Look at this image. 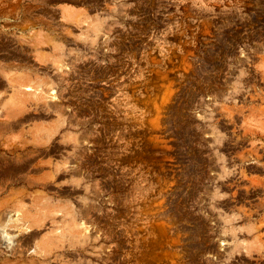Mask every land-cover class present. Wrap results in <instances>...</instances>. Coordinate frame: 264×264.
<instances>
[{
    "label": "rangeland",
    "instance_id": "rangeland-1",
    "mask_svg": "<svg viewBox=\"0 0 264 264\" xmlns=\"http://www.w3.org/2000/svg\"><path fill=\"white\" fill-rule=\"evenodd\" d=\"M0 264H264V0H0Z\"/></svg>",
    "mask_w": 264,
    "mask_h": 264
},
{
    "label": "bare ground",
    "instance_id": "bare-ground-1",
    "mask_svg": "<svg viewBox=\"0 0 264 264\" xmlns=\"http://www.w3.org/2000/svg\"><path fill=\"white\" fill-rule=\"evenodd\" d=\"M26 227V226H25ZM6 233H4V235H5ZM7 235V234H6ZM7 240V239H6Z\"/></svg>",
    "mask_w": 264,
    "mask_h": 264
}]
</instances>
